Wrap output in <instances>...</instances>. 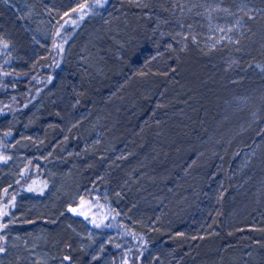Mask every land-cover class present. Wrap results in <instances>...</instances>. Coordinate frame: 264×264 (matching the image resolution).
Instances as JSON below:
<instances>
[{"label":"trees","instance_id":"trees-1","mask_svg":"<svg viewBox=\"0 0 264 264\" xmlns=\"http://www.w3.org/2000/svg\"><path fill=\"white\" fill-rule=\"evenodd\" d=\"M240 1L257 13L213 48L176 30L180 0H42V43L0 4V194L16 231L40 230L66 264H264V157L247 158L264 152V0ZM62 181L116 234L93 256L51 194Z\"/></svg>","mask_w":264,"mask_h":264},{"label":"rangeland","instance_id":"rangeland-1","mask_svg":"<svg viewBox=\"0 0 264 264\" xmlns=\"http://www.w3.org/2000/svg\"><path fill=\"white\" fill-rule=\"evenodd\" d=\"M41 1L0 0V4L10 6L16 13H19L22 24L36 34L37 41L42 43L48 38L52 26L49 13ZM177 6L178 13L173 20L176 30L183 29L184 33L191 34L196 42L210 48L223 42L236 41V35L242 34L247 25L245 17L253 18L257 13L256 9L248 7L240 0H180L176 4ZM257 150L255 153L254 150L247 152V158L259 156V158L257 157V162H259L261 157H264V152L260 151L259 153ZM23 156L18 152L13 163L11 162L9 168L5 170L11 177L14 176L13 172H16L20 165L24 164L26 158L24 160ZM262 172L263 177L264 170ZM62 182L60 185L57 184L55 189L52 188L53 193L51 194L57 198L64 197L69 212L76 216L73 219L78 218L83 226L81 229H77L70 223V227H73V232L88 254L93 256L101 251L104 244L115 239L116 234H110L103 230L107 213L97 207L96 200L93 201L94 199L89 193L80 191L72 181ZM262 182L264 184V177ZM35 198L40 201L39 203L31 202V207L50 206L48 199L42 200L39 196ZM4 201V195L0 194V247L5 249L0 252V264H66L65 257L59 259L48 251L50 250L49 243L40 230L19 233L14 229L13 225L19 220L15 213L17 208L11 205L10 200ZM83 219H86L88 224L85 225L84 222H81ZM100 258L102 257L100 256Z\"/></svg>","mask_w":264,"mask_h":264},{"label":"snow or ice","instance_id":"snow-or-ice-1","mask_svg":"<svg viewBox=\"0 0 264 264\" xmlns=\"http://www.w3.org/2000/svg\"><path fill=\"white\" fill-rule=\"evenodd\" d=\"M107 3V0H103V2H101V0H97V4L96 5H81V11H83L84 9L88 8V7H99V8H103L105 6V4ZM83 18V17H81ZM7 46V45H5ZM74 211V210H73ZM5 215H7V213H4ZM5 227H7V225H4ZM5 251V249L3 247H0V252ZM65 259H70L69 257H65Z\"/></svg>","mask_w":264,"mask_h":264}]
</instances>
